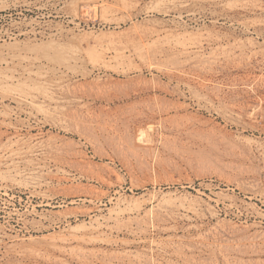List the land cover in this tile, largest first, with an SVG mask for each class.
<instances>
[{
	"label": "rangeland",
	"instance_id": "374dc122",
	"mask_svg": "<svg viewBox=\"0 0 264 264\" xmlns=\"http://www.w3.org/2000/svg\"><path fill=\"white\" fill-rule=\"evenodd\" d=\"M24 1L0 264H264V0Z\"/></svg>",
	"mask_w": 264,
	"mask_h": 264
},
{
	"label": "bare ground",
	"instance_id": "6f19581e",
	"mask_svg": "<svg viewBox=\"0 0 264 264\" xmlns=\"http://www.w3.org/2000/svg\"><path fill=\"white\" fill-rule=\"evenodd\" d=\"M28 1H30V0H25L24 2L25 3H28ZM79 3V2H78ZM82 3V2H81ZM126 5V4H125ZM79 15V14H78ZM34 30V29H33ZM17 43V42H16ZM6 73V72H5ZM20 74V73H19ZM58 83V82H57ZM8 87V86H7ZM54 248H59V247H54Z\"/></svg>",
	"mask_w": 264,
	"mask_h": 264
}]
</instances>
